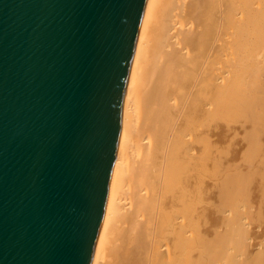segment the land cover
<instances>
[{
	"label": "bare ground",
	"instance_id": "obj_1",
	"mask_svg": "<svg viewBox=\"0 0 264 264\" xmlns=\"http://www.w3.org/2000/svg\"><path fill=\"white\" fill-rule=\"evenodd\" d=\"M251 183L264 194V0H147L91 264H264Z\"/></svg>",
	"mask_w": 264,
	"mask_h": 264
},
{
	"label": "water",
	"instance_id": "obj_2",
	"mask_svg": "<svg viewBox=\"0 0 264 264\" xmlns=\"http://www.w3.org/2000/svg\"><path fill=\"white\" fill-rule=\"evenodd\" d=\"M147 0H0V264H91Z\"/></svg>",
	"mask_w": 264,
	"mask_h": 264
},
{
	"label": "rangeland",
	"instance_id": "obj_3",
	"mask_svg": "<svg viewBox=\"0 0 264 264\" xmlns=\"http://www.w3.org/2000/svg\"><path fill=\"white\" fill-rule=\"evenodd\" d=\"M231 137H232V138H231ZM234 137H235V136H233V135H230V136H229V134H228L227 137H225V141H224L225 144H224L223 147H225L224 150H225V153H226L227 158L229 157L228 159H230V158H232V159H234V158H235V159H241L242 154L246 153V151H245V149H244V150H241V146H242V145H239V146H238L237 144H238V143H239V144L241 143V144H244V145H245L246 142H245V141L243 142V141L241 140V136H240V139H239V137H237V136H236L235 139H234ZM228 138H230L229 142H231V143H233V144L230 145V143L228 142ZM235 140H236V142H235ZM240 141H241V142H240ZM236 143H237V144H236ZM229 145H230V146H229ZM234 145H235V146H234ZM237 149H239V151H238ZM240 151H241L242 153H241ZM237 152H240L241 155H239ZM232 153H233V154H232ZM236 153H237L238 156L236 155ZM229 155H231V156H229ZM237 157H238V158H237ZM233 161H234V160H233ZM252 184H253V186H252ZM254 184H255V183H251L250 185H251V187L257 192L259 203H260V202H261V203L263 202L262 205H264V197H263L264 194H262L263 192L260 190V188H259L258 186H254ZM256 188H257V190H256ZM253 189H252V190H253ZM254 190H253V193L255 192ZM250 192H252V191L250 190ZM255 194H256V193H255ZM261 196H262V197H261ZM260 198H261L263 201H260V200H261Z\"/></svg>",
	"mask_w": 264,
	"mask_h": 264
}]
</instances>
